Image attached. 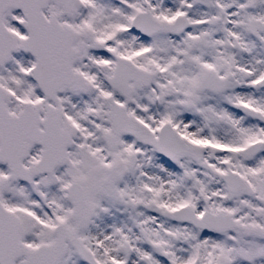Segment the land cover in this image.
Masks as SVG:
<instances>
[{"label":"snow or ice","instance_id":"obj_1","mask_svg":"<svg viewBox=\"0 0 264 264\" xmlns=\"http://www.w3.org/2000/svg\"><path fill=\"white\" fill-rule=\"evenodd\" d=\"M0 264H264V0H0Z\"/></svg>","mask_w":264,"mask_h":264}]
</instances>
